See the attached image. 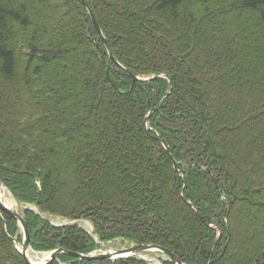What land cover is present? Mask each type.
<instances>
[{
    "label": "trees",
    "instance_id": "1",
    "mask_svg": "<svg viewBox=\"0 0 264 264\" xmlns=\"http://www.w3.org/2000/svg\"><path fill=\"white\" fill-rule=\"evenodd\" d=\"M86 2L0 0V176L73 222L27 209L33 249L150 264L72 255L89 219L185 264H264V0ZM18 225L0 209V264H28Z\"/></svg>",
    "mask_w": 264,
    "mask_h": 264
},
{
    "label": "water",
    "instance_id": "2",
    "mask_svg": "<svg viewBox=\"0 0 264 264\" xmlns=\"http://www.w3.org/2000/svg\"><path fill=\"white\" fill-rule=\"evenodd\" d=\"M82 1L89 7L86 0H82ZM89 10H90L91 16L93 18V21L95 22V24L99 30V34L103 36V32H102L100 26L98 25L94 14L92 13L90 8H89ZM105 43L109 49L110 48L109 43L106 39H105ZM137 80H147V78H141L139 76H133V81H137ZM146 124H148V119H146ZM159 138L161 140H163L161 137H159ZM164 145L167 149L169 148V146L166 143H164ZM3 186H4V184H3L1 176H0V209L9 213L14 218H16L20 222V224L23 228L24 239H23V245H22V248L20 249V251L23 254L26 262L28 264H39V263L33 262L28 256V251L31 248L29 229H28L27 224L25 222L24 216L19 211H17L16 209L11 208L8 205H6L5 202L3 201V198H2ZM70 223H73V222H70ZM75 223H77V221H75ZM67 224L68 223H65V224H62L60 226L67 225ZM143 251L162 252L169 259H171L173 262H175L176 264H185L180 260V258L177 256V254H175L173 251H171L167 248L155 245V244H148V243H140V244L130 246L128 248H123V249H118V250L94 251L90 254L72 252L71 254L76 256L79 259H88V260H92V259H118V258H125V257L134 256L137 253L143 252ZM64 252H65V250L62 248L52 251L51 254L41 264H51L55 260V258H57V256L60 253H64ZM211 263H212V260L209 264H211Z\"/></svg>",
    "mask_w": 264,
    "mask_h": 264
},
{
    "label": "rangeland",
    "instance_id": "3",
    "mask_svg": "<svg viewBox=\"0 0 264 264\" xmlns=\"http://www.w3.org/2000/svg\"><path fill=\"white\" fill-rule=\"evenodd\" d=\"M3 188H5L8 192H10V194L12 195V197L14 198L16 202L14 209L19 211L23 216H25V211L27 209H30L34 212L41 214L42 217H45L50 223L54 225H62L65 223L69 224L71 222V220L64 219L59 216L43 214L37 209V207L34 204L23 203V202L18 201L5 185L3 186ZM18 224H19L18 226L20 227H18L17 233L21 234V239L20 240L17 239V236H16L15 243H16L17 248L20 250L23 245L24 232H23V228L19 221H18ZM77 224L80 227H82L84 230H86L87 233L93 236L95 242L97 243L96 244L97 247L95 248L94 251L118 250V249L128 248L130 246L136 245L130 240L124 239L121 237H118L112 240H106V241L101 240L100 237L95 233V227L92 221L89 219L77 220ZM30 249L33 251L34 254H37L36 256L38 260H41L42 258L43 259L47 258L52 252L51 250L37 251V250H34L32 246ZM134 256L143 258L147 260L150 264H163V259L168 258L164 253L158 252V251H143V252L137 253ZM59 262L61 263V261Z\"/></svg>",
    "mask_w": 264,
    "mask_h": 264
},
{
    "label": "bare ground",
    "instance_id": "4",
    "mask_svg": "<svg viewBox=\"0 0 264 264\" xmlns=\"http://www.w3.org/2000/svg\"><path fill=\"white\" fill-rule=\"evenodd\" d=\"M2 198L6 205H8L11 208H15L16 202L12 197V195L10 194V192H8L5 188H2ZM36 255L37 254H34L33 251L29 249L28 256L33 262L41 264L45 261L46 258L44 259L42 258L41 260H38Z\"/></svg>",
    "mask_w": 264,
    "mask_h": 264
}]
</instances>
